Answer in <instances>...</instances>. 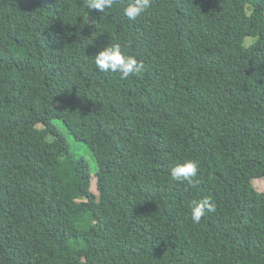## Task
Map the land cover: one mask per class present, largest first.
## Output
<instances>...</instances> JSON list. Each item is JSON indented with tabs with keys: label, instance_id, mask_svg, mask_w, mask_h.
Segmentation results:
<instances>
[{
	"label": "trees",
	"instance_id": "trees-1",
	"mask_svg": "<svg viewBox=\"0 0 264 264\" xmlns=\"http://www.w3.org/2000/svg\"><path fill=\"white\" fill-rule=\"evenodd\" d=\"M128 3L0 0V264H264V0ZM113 43L145 71L96 70Z\"/></svg>",
	"mask_w": 264,
	"mask_h": 264
},
{
	"label": "clouds",
	"instance_id": "clouds-1",
	"mask_svg": "<svg viewBox=\"0 0 264 264\" xmlns=\"http://www.w3.org/2000/svg\"><path fill=\"white\" fill-rule=\"evenodd\" d=\"M117 4V0H86L88 10L105 12L112 9ZM151 7V0H129L127 6L123 7V16L129 21H135L142 17ZM96 70L104 73L118 74L121 80H128L131 77L140 75L145 71V65L134 56L122 51L119 43L107 45L94 57ZM199 162L187 160L171 169V181L176 183H187L195 187L194 178L197 176ZM190 209V219L194 224H199L202 217L207 213L216 211V205L210 197L202 200H192L188 205Z\"/></svg>",
	"mask_w": 264,
	"mask_h": 264
},
{
	"label": "rangeland",
	"instance_id": "rangeland-1",
	"mask_svg": "<svg viewBox=\"0 0 264 264\" xmlns=\"http://www.w3.org/2000/svg\"><path fill=\"white\" fill-rule=\"evenodd\" d=\"M218 0H214V3H217ZM248 15L251 16L252 19H254L255 17L253 16V12L252 10H248ZM254 17V18H253ZM257 17L260 19V18H264V7H260L259 8V11H258V14H257ZM228 33L230 35L231 38H235L236 35H237V32L236 30L233 28V27H230L229 30H228ZM253 40L248 38L245 40V45H249ZM68 143L70 144V146L72 147L73 150H80L79 152L84 156V157H87L88 158V153L85 151H83L82 148H80V146L76 143H73L71 140H68ZM91 168L93 170V164L91 165ZM252 185L254 187V189L258 192V193H264V179L263 178H260V179H255L252 181ZM92 191L94 193H97L96 192V189L94 186H92Z\"/></svg>",
	"mask_w": 264,
	"mask_h": 264
}]
</instances>
